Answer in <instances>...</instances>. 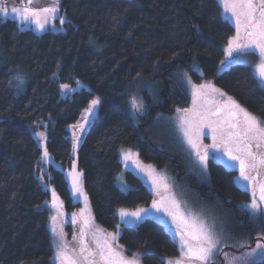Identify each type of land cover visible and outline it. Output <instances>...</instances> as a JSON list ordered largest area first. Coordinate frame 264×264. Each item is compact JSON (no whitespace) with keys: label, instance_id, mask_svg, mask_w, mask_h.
<instances>
[{"label":"trees","instance_id":"1","mask_svg":"<svg viewBox=\"0 0 264 264\" xmlns=\"http://www.w3.org/2000/svg\"><path fill=\"white\" fill-rule=\"evenodd\" d=\"M59 9L65 32L38 34L0 15V264H54L46 204L54 190L65 211L80 205L63 172L53 166L45 170L41 148L27 126L51 118L47 151L68 167L73 158L68 128L96 96L97 114L75 154L96 223L118 232V243L129 255L139 253L142 264H164L178 254L162 223L119 221V208L136 209L154 200L129 170L124 180L130 188L117 186L123 170L120 150L131 148L140 161L166 168L176 182L218 209L226 245L213 264H264V255L254 257L252 251L258 241L264 243V214L254 218L242 207L251 197L236 185V172L208 159L207 176L201 177L149 132L158 115L190 104L174 77L179 70L196 84L211 81L264 122V88L252 70L233 64L218 71L235 34L220 0H59ZM17 77L25 82L21 93L12 86ZM76 82L89 90L62 97L59 85ZM133 96L142 98V114L132 113ZM246 253L253 254L245 259Z\"/></svg>","mask_w":264,"mask_h":264},{"label":"rangeland","instance_id":"2","mask_svg":"<svg viewBox=\"0 0 264 264\" xmlns=\"http://www.w3.org/2000/svg\"><path fill=\"white\" fill-rule=\"evenodd\" d=\"M17 1L18 0H0V7L7 8V13L5 14L3 12H0V15L3 18H10L15 20L21 29H30L38 34L48 30L53 32H65L66 18L60 13L59 0H31V2H29V0H19L18 2ZM255 2L257 6H259L258 0H255ZM220 5L222 8L223 17L228 20L235 28V36V17L232 16V13L230 11L225 10L223 0H220ZM53 7L57 9L55 13H44L42 11V9L44 8ZM13 8L16 9V12H13ZM25 9H29L30 12H38L39 16L36 17L29 14L28 19L24 20L23 17L25 15ZM245 11L246 9L237 7L238 14L243 13ZM256 15L259 16L258 11ZM36 19H39L40 23L44 25L42 29L37 27L35 23ZM61 20H63V23H61ZM243 20L244 17L243 15H241L242 38L240 40V43L242 44L247 42V40L244 38ZM224 59L225 54L222 60ZM244 59L246 61L245 63H226L223 65L220 63L218 71L222 72L233 64H243L248 66L254 73L255 65L258 63L259 60L258 53L250 54ZM196 70L199 71L197 68ZM174 77L189 94L190 104L184 109H179L180 111L176 110V112L171 115H158L149 129L151 137L159 145L174 150L176 153L181 155L189 163V168L191 169V172L202 175L201 177L207 176V169L206 171L204 170L203 165H201L199 162V157L196 155L194 150L191 149L184 141L182 133H179L177 131L176 125L179 121V118L186 117L192 122L194 133L199 136L198 144L200 145V154H203L205 149H207L209 153H212V155L209 156L208 159H212L222 164L226 169L236 172V185L241 189L249 192L251 197L250 201L244 205L251 203L253 199V194H255L256 200L259 201L260 186L264 185V165H258L256 168H247L246 174L249 175L250 179L242 180L239 178V159L229 161L228 157L224 155L225 151L231 149L233 155H236L240 159L245 160L246 163H252L250 158L247 156L246 152L236 150L238 147L242 148L243 143H246L247 141H243L242 135L239 137L230 136L231 133L242 132V129L244 127L242 114H239L236 118H232L230 116V113L237 111L236 109L232 108L231 104L229 103V98L231 97L224 94L211 81H202L201 84L194 83L189 73L185 70L176 71L174 73ZM17 85L18 81L16 79L15 83L12 82V86L14 87L15 92H23L25 82H23V84L19 87ZM193 85H210V87L198 89L197 95L194 98L192 95ZM68 86L70 91H67L66 93H62L60 91L62 97H69L75 91L89 90V87L82 82H76L74 86ZM260 87L264 88V86ZM213 89H218L219 91H213ZM221 93H223V95H221ZM94 99H98L100 101L99 97L97 96L94 97ZM139 99L142 100L141 97ZM231 100L234 101L237 105H239L240 108L245 109L233 98H231ZM98 107L99 104L96 106L95 112L91 115L87 123L84 122V116L86 115L84 110L79 120L75 124L69 126L68 134L66 136L72 141L73 158L71 164L68 167H62L61 164L53 160L50 154L48 159L40 160L41 164L44 165L45 170L48 166H53L54 168L63 172L68 183V188L70 190V194L72 196L73 201L75 203H79L80 205L77 211L67 212L63 209L58 197L56 196V199L54 200L53 195H51V200L48 201L46 204V207L49 210V230L54 250V264H65L62 259H56L57 245H63L64 254L70 259L75 260L77 264H88V261H86L84 257L87 256L89 252L94 254L92 256H89V260L93 261L94 264H105V261L101 260L99 256L100 247L97 246L98 244L100 246L107 244L112 249V252L116 254L115 256L111 257V259L114 261L119 259L135 260L136 264H142L141 256L139 253H133L129 255L128 253H126L124 248L118 243V232L105 230L96 223L88 198L83 188V174L77 166L75 154L84 134L87 132L89 125L91 124L92 119L97 114ZM217 110H219V115L212 117V120L216 121V123L212 126V128L215 129L214 132L209 127H203L202 129L196 127V125L200 123L198 114L217 112ZM247 112L250 113L249 111ZM250 114L256 117L261 122V127H264L263 120H261L258 116L252 113ZM229 123L238 124V127L230 128ZM79 124H84L83 129L79 127ZM39 125L43 126L41 127ZM27 127L30 132L35 130L42 131L45 133L46 139L42 143L33 136L37 140L39 147L41 148L42 157L44 149L46 148L47 131L49 127H53V121L51 118L43 119L37 123L29 124ZM213 135L217 136L218 147L216 149L209 147L213 144ZM238 140L240 141V143H237ZM222 141H227L228 143L225 144ZM256 143V141H251L252 152L255 153L257 156L264 155V143H261V147L259 149L256 148ZM126 156H128L127 159L125 158ZM213 156L215 158H213ZM120 160L123 165V170L116 178L118 188L122 191H127L130 188V186L124 180V172L126 170L133 172L154 193L153 201L157 202L161 210L157 211L155 208H153V202L148 206H143L136 209L119 208L117 211L119 221L124 225L130 226L135 225L140 221H143L148 218L154 219L162 223L178 246V254L172 257L165 258L164 264H168L169 261L176 260H181L182 264H200V262L198 261H189L187 256L184 255L187 249L185 248L182 251L181 238L180 235H178V233H183L185 234L184 238L188 240L189 244L194 245L196 243L195 240H192L188 235H186V226L184 220L188 219L190 216L195 217L198 221L203 220L208 224H215L217 233H219L222 237V243L219 246L221 252V250L226 245V241L224 238V234L221 232L220 213L215 206L206 204V202L204 201L202 202L197 196H194L192 193H190L183 183L176 182L175 178L169 173L166 168L159 169L152 164L143 163L142 161H140L138 153L131 148L125 147L120 150ZM73 165H75V168H73ZM229 165H231V167ZM74 173L79 174L78 186L80 191H76L73 187ZM174 202L176 204H179L178 210L174 208ZM262 207H264V205H262ZM120 209H124L129 213L136 212L138 209H146L147 212H141L142 219L138 222L125 224L124 221L121 220V217L119 215ZM169 212L176 213L175 220L173 219L172 215L168 214ZM53 217H55V219H53ZM128 219L135 220V218L133 217H128ZM53 228H55V234L53 233ZM113 236H115V239H112ZM81 249H84L83 253L81 252ZM254 249V257H259L261 253L264 252V250L262 249H257L256 245L253 250ZM216 256L217 255L213 257V263L215 262Z\"/></svg>","mask_w":264,"mask_h":264},{"label":"snow or ice","instance_id":"3","mask_svg":"<svg viewBox=\"0 0 264 264\" xmlns=\"http://www.w3.org/2000/svg\"><path fill=\"white\" fill-rule=\"evenodd\" d=\"M31 2V0H29ZM224 7L226 11H230L232 13V16L235 17L236 20V35L229 38L227 42V47L224 49L225 59L221 61V64H230V63H245V57L250 54H257L259 56L258 63L255 65L254 68V78L258 81L260 86H264V0H258L259 6H257L255 0H223ZM237 7H241L243 9H246L245 12L238 14L237 13ZM13 12H16V9H12ZM25 15L23 17L24 20H27L29 17V14L32 16H39L38 12L31 11L29 9H25ZM44 13L47 12H53L55 13L57 9L55 7L53 8H44L42 9ZM257 11L259 12V16L256 15ZM0 12L7 13L6 7H0ZM241 15H243V28H244V38L247 40L246 43H240L241 40ZM38 28H43L44 25L40 23L39 19H36L35 21ZM61 23H63V20H61ZM18 81V87L23 84V80L17 77ZM11 83V81H9ZM79 83V82H77ZM190 83V82H189ZM205 87H210V85H193V97L197 95L198 89H203ZM60 91L62 93H66L67 91H70L69 86L67 84H61L60 85ZM213 91H219L218 89H213ZM223 95V93H221ZM100 103L98 99H93L89 102V105L87 109H85L86 115L84 116V122L87 123V121L90 119L91 115L95 112L96 106ZM195 103V100H194ZM229 103L231 104V107L236 109L237 111L230 113V116L232 118H236L239 114L243 115V129L242 132H236L231 133L230 136H236L239 137L242 135L243 141H247L246 143H243L242 148H237V151H244L246 152L247 156L250 158L252 163H246L245 160L240 159L238 156L233 155L232 150L228 149L224 152V155L228 157L229 161L238 160L240 161V179L242 180H249L250 177L248 174H246L247 168H256L258 165H264V155L257 156L255 153L251 150V141H256V148L261 147V143H264V127H261V122L254 116H252L250 113H248L245 109L240 108L239 105H237L234 101L229 98ZM130 107L134 114H142L144 111V104L143 101L136 96H133L130 100ZM177 111H180L179 109ZM200 123L196 125L197 128L202 129L203 127H209L214 132L215 129L212 128L213 124L216 123V121L212 120L213 116L219 115V110L217 112H209L207 114H198ZM43 126V125H39ZM79 127L83 129L84 124H79ZM230 128H236L238 127V124H232L229 123ZM177 131L179 133H182L184 141L187 143V145L194 150L196 155L199 157V162L201 165H203L204 170L207 169V161L209 156L212 155V153H209L207 149H205L203 154H200V145L198 144V138L199 136L194 133L192 122L187 119L186 117H180L179 121L176 125ZM31 135H33L35 138H37L41 143L46 139V135L42 131H35L33 130L31 132ZM213 144L210 145V148L216 149L218 147V141L217 136H212ZM225 144H227V141H222ZM237 143H240L238 140ZM49 158V153L47 149H44V152L42 154L41 159L46 160ZM126 159L128 156L125 157ZM213 158H215L213 156ZM231 167V165H229ZM73 168H75V165H73ZM43 179V177H41ZM79 181V174H73V187L76 191H80L78 186ZM54 200L56 199L55 191L53 190L52 193ZM264 185L260 186V196L259 201L256 200L255 194H253V199L250 204L242 206L245 210L249 212L251 216L254 218L260 215L261 213H264ZM55 206V204H54ZM174 208L177 210L179 209V204H176L174 202ZM152 207L155 208L157 211H160L158 204L156 201H153ZM141 212H147L146 209H138L136 212H127L124 209L119 210V215L121 217V220L124 221L125 224H131L134 222H138L142 219ZM169 215L173 216V219H176V213L169 212ZM128 217H133L135 220L128 219ZM55 219V217H53ZM185 226H186V235H188L192 240H195L196 243L189 244L188 240H186L185 234L178 233L181 238V249H187L186 253L184 255L187 256L189 261H198L200 264H213V257L215 255H218L220 253V245L222 243V237L219 233L216 231L215 224H208L203 220H197L195 217L190 216L188 219L184 220ZM53 233L55 234V228H53ZM112 239H115V236L112 237ZM99 256L101 260L105 261V264H136L135 260H112L111 257L115 256L116 254L112 252V249L107 245L100 246ZM243 246V245H241ZM257 249L264 250V243L257 242L256 244ZM81 252H84V249H81ZM255 252V249L253 250ZM253 253H246L245 259L247 257L252 256ZM264 255V252L261 253ZM94 255L93 253L89 252L87 256L84 257L86 261H88V264H94L93 261L89 260V256ZM56 259H62L65 264H77L75 260L70 259L64 254V248L63 245H57V253H56ZM236 260L237 258H233ZM168 264H182L181 260L176 261H169Z\"/></svg>","mask_w":264,"mask_h":264}]
</instances>
